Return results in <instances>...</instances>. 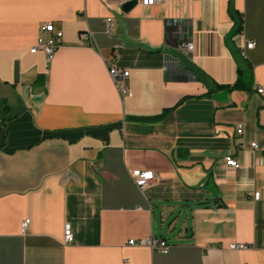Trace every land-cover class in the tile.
<instances>
[{
  "label": "crops",
  "instance_id": "1",
  "mask_svg": "<svg viewBox=\"0 0 264 264\" xmlns=\"http://www.w3.org/2000/svg\"><path fill=\"white\" fill-rule=\"evenodd\" d=\"M47 22L63 33L48 62L30 52ZM180 41L211 82L251 68L252 88L208 92L170 55ZM258 86L264 0H0V264H264ZM133 169L156 178L139 189ZM147 236L168 252L128 244Z\"/></svg>",
  "mask_w": 264,
  "mask_h": 264
},
{
  "label": "built area",
  "instance_id": "2",
  "mask_svg": "<svg viewBox=\"0 0 264 264\" xmlns=\"http://www.w3.org/2000/svg\"><path fill=\"white\" fill-rule=\"evenodd\" d=\"M163 0H141V3L143 5L149 6L156 3H161ZM107 31L110 32L113 28V20L111 17H107L105 19ZM178 21L172 20L167 21L168 26L177 25ZM183 23V22H181ZM62 36L63 33L61 30L56 29L54 23L47 22L40 26L39 28V34L36 38L35 44L30 48V52H36L41 51L45 57L47 62L51 60L53 57L55 51L62 43ZM80 38L83 42H90L91 35L87 32H81ZM254 42L250 41L246 44V48H251L253 46ZM181 49L184 53H186L188 56L193 50V43L188 41L186 43H183L181 46ZM108 73L110 77L114 80V83L116 85V88L120 92V94L124 96H130L131 92L128 87L127 81L129 78V70L119 68L115 66L112 61L108 62ZM256 91L260 94H264V88L261 86H258L255 88ZM242 128L238 127L237 133H241ZM252 147H256L255 143H251ZM224 162L226 165L232 167V168H238L239 162L236 160V158L232 155H226L224 157ZM130 178L133 181V183L139 188L143 189L145 188L148 183H150L152 180L156 178L155 173L152 170H141V169H133L130 171ZM259 196V193L255 194V198ZM29 219L25 218L22 222V230L24 231ZM63 241L64 243H71L73 241V232L70 223H65L63 228ZM128 244L130 245H137V246H147L151 248L152 250H159L162 253H167L169 249V244L166 242V240L161 238H156L154 236H147L145 238L141 239H130L128 240ZM246 247V244L244 243H231L229 245V248L232 250L237 249H243Z\"/></svg>",
  "mask_w": 264,
  "mask_h": 264
},
{
  "label": "water",
  "instance_id": "3",
  "mask_svg": "<svg viewBox=\"0 0 264 264\" xmlns=\"http://www.w3.org/2000/svg\"><path fill=\"white\" fill-rule=\"evenodd\" d=\"M132 3V2H131ZM182 44L180 41L179 45ZM170 55L176 59L177 65H182L185 73L189 75L191 78H194L201 83H203L206 87H210V82L208 81L206 74L190 59V57L184 53L181 47H175L170 50ZM18 81V66L15 63L14 66V82Z\"/></svg>",
  "mask_w": 264,
  "mask_h": 264
},
{
  "label": "trees",
  "instance_id": "4",
  "mask_svg": "<svg viewBox=\"0 0 264 264\" xmlns=\"http://www.w3.org/2000/svg\"><path fill=\"white\" fill-rule=\"evenodd\" d=\"M208 81L210 82V87L208 88V92H211V91L219 89V88H226L229 91H232V90H250L252 88V83H253L252 71H251V68H248L246 71L238 70L237 77L232 84L220 85V84L213 83L210 80H208ZM165 111L166 110H164V112L154 116L153 118L161 119L164 116Z\"/></svg>",
  "mask_w": 264,
  "mask_h": 264
}]
</instances>
